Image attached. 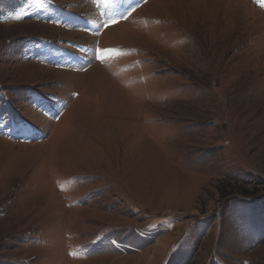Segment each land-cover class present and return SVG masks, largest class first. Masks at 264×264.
Listing matches in <instances>:
<instances>
[{
    "label": "rangeland",
    "instance_id": "rangeland-1",
    "mask_svg": "<svg viewBox=\"0 0 264 264\" xmlns=\"http://www.w3.org/2000/svg\"><path fill=\"white\" fill-rule=\"evenodd\" d=\"M126 1L0 0V264H264V0Z\"/></svg>",
    "mask_w": 264,
    "mask_h": 264
},
{
    "label": "bare ground",
    "instance_id": "bare-ground-1",
    "mask_svg": "<svg viewBox=\"0 0 264 264\" xmlns=\"http://www.w3.org/2000/svg\"><path fill=\"white\" fill-rule=\"evenodd\" d=\"M152 1V0H151ZM149 5V4H148ZM140 11H137L136 13L138 14ZM135 13V15L134 16H136L137 14ZM87 24H88V26L90 27V28H96V29H98V23L96 22V18H95V16L94 15H90L89 16V18L87 17V18H85V20H84ZM102 25V24H101ZM99 26H100V24H99ZM121 26V25H120ZM119 27V26H118ZM15 28V27H14ZM100 29V28H99ZM116 30L117 29V27H112L111 29H107V31L106 32H108L109 30ZM86 32V31H85ZM80 35V34H79ZM83 35H87V32L86 33H83V34H81V41L80 42H82V43H87V42H85V38H84V36ZM90 35V34H89ZM92 35V34H91ZM105 35V34H104ZM104 35H102V37L103 38H105L106 36H104ZM79 42V41H78ZM81 44V43H80ZM88 46V45H87ZM91 46V45H90ZM89 48V47H88ZM91 48V47H90ZM82 49V48H81ZM84 49V48H83ZM88 51H89V49H88ZM86 52V51H85ZM101 52V51H100ZM95 56V55H94ZM76 57V56H75ZM84 59H86V60H88L89 59V56H88V54H86L85 55V57H84ZM82 60V61H85V60ZM69 72V71H68ZM89 72V71H88ZM66 73V72H65ZM87 75H89V73L87 74ZM69 76H70V78L71 77H75L73 74H69Z\"/></svg>",
    "mask_w": 264,
    "mask_h": 264
}]
</instances>
